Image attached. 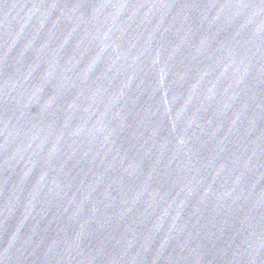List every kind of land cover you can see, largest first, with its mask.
Instances as JSON below:
<instances>
[{"label": "water", "instance_id": "1", "mask_svg": "<svg viewBox=\"0 0 264 264\" xmlns=\"http://www.w3.org/2000/svg\"><path fill=\"white\" fill-rule=\"evenodd\" d=\"M0 264H264V0H0Z\"/></svg>", "mask_w": 264, "mask_h": 264}]
</instances>
